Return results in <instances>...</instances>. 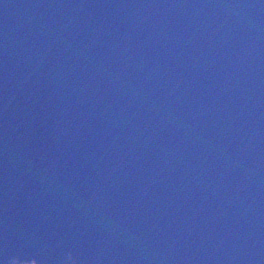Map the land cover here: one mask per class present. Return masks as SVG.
Wrapping results in <instances>:
<instances>
[{
	"label": "water",
	"instance_id": "95a60500",
	"mask_svg": "<svg viewBox=\"0 0 264 264\" xmlns=\"http://www.w3.org/2000/svg\"><path fill=\"white\" fill-rule=\"evenodd\" d=\"M29 2L89 70L192 264H264V0Z\"/></svg>",
	"mask_w": 264,
	"mask_h": 264
}]
</instances>
